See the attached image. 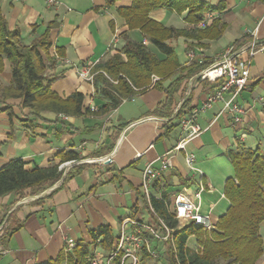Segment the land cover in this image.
<instances>
[{
    "label": "crops",
    "instance_id": "1",
    "mask_svg": "<svg viewBox=\"0 0 264 264\" xmlns=\"http://www.w3.org/2000/svg\"><path fill=\"white\" fill-rule=\"evenodd\" d=\"M54 1L56 4L51 5L46 0H0V11L8 30L20 34L19 43L23 47L32 45L48 30L49 55L55 65L47 75L56 76L50 88L61 98L79 93L84 97L83 108L91 111L107 104L102 94L106 86L93 69L121 51L128 40L143 44L149 52L163 58L150 39L138 30H129L119 14L118 10L131 7L130 0H118L108 7V0ZM199 1L214 9L208 13L224 30L219 38H201L212 21L205 28L191 26L188 35L167 41L174 48L180 66L195 69L170 102L164 91L153 88L157 78L145 92L125 100L105 115L76 118L46 113L40 116L42 119H33L28 116L30 111L21 107L20 100L0 98V110L10 107L13 113L10 118L0 112V169L19 160L26 163L27 169L59 167L68 162L61 161V155L66 153L77 155L76 161L80 162L62 171L60 180L40 193L27 191L21 197L11 194L0 198V237L8 227L21 226L4 244L0 243V264L55 261L61 253L68 254L64 251L65 236L76 244L89 246L90 264L93 256H101L104 264L114 251L122 222L157 223L151 201L141 190L142 172L148 164L157 167V159L164 156L171 166L151 185L150 192L163 198L170 214L175 195L182 194L194 201L200 185L204 187L201 211L209 214L214 223L226 213L229 202L223 189L226 180L232 177L228 152L259 150L264 154V0ZM187 14L162 7L152 10L149 18L166 28L183 31L187 27ZM252 43L256 44V54L250 59L248 84L237 99L245 111L241 123L233 125L222 104L216 103L211 110L199 114L196 124L201 133L185 144V152L194 155V167L203 174L200 178L187 167L185 152L174 151L182 139L183 118L215 89L207 82L196 83V76L229 47ZM57 51L63 54V61H57ZM190 53L194 55L192 60ZM79 67L91 68L92 81L78 77ZM10 72L5 61L0 73V93L10 85ZM175 78L166 80L161 87L165 90ZM26 120L31 121L32 128L23 126ZM104 159L110 161L103 162ZM174 186L179 190L169 194L168 188ZM223 200L226 208L215 217L212 213ZM102 227L111 231V249L102 245V238L93 242L90 237V231ZM133 230L126 227L128 234ZM259 235L263 254L256 264H264V222ZM170 242L151 241L158 258L143 254L139 264L164 262ZM197 248L196 244L194 250Z\"/></svg>",
    "mask_w": 264,
    "mask_h": 264
},
{
    "label": "trees",
    "instance_id": "2",
    "mask_svg": "<svg viewBox=\"0 0 264 264\" xmlns=\"http://www.w3.org/2000/svg\"><path fill=\"white\" fill-rule=\"evenodd\" d=\"M118 0H108L106 6H112ZM129 9L118 10L125 19L129 30H138L149 38L159 55L149 52L141 43L126 41L121 51L115 52L105 63L95 66L97 73L106 89L102 94L108 103L98 111L83 108L84 97L74 93L67 98H61L50 88L56 76L47 75V71L55 65L50 57L51 47L48 30L32 45L23 47L19 43L20 34L9 31L7 23L0 11V73L4 62L10 65V85L1 89L0 98L3 101L20 100L22 108L30 111L29 117L42 119L40 116L52 113L65 117H85L88 115H105L117 109L125 100L145 92L154 82L153 88L167 94L171 101L180 88L195 72L193 67H181L175 50L167 44L171 38L188 35L191 26H196L205 13L213 12L207 4L199 0H130ZM168 7L176 13L187 11L185 21L187 27L183 31L166 28L149 18L152 10ZM224 28L218 20L206 27L201 38L216 39ZM59 58L63 57L57 51ZM176 76L175 80L165 90L162 84ZM187 102L178 111L182 112ZM196 107L189 110V113ZM5 112L12 118L10 107ZM25 128H32L29 120L23 121ZM232 177L227 179L223 194L229 202L226 213L215 223L211 232L204 231L193 224L175 231L170 244H167L165 260L153 264H256L263 254V242L259 228L264 222V154L259 150L228 152ZM78 156L73 153L61 155V161H76ZM62 177L57 166L46 169H27L26 163L14 161L0 169V198L7 195L23 196L25 192L40 193L53 186ZM154 212L174 230L177 221L167 211L164 201L151 199ZM21 226L8 227L0 237L4 244ZM93 242L102 238V245L111 249L112 234L108 227H102L89 232ZM194 237L198 246L189 250L186 245L189 238ZM88 245L77 243L68 253H61L55 261L47 264H90Z\"/></svg>",
    "mask_w": 264,
    "mask_h": 264
},
{
    "label": "built area",
    "instance_id": "3",
    "mask_svg": "<svg viewBox=\"0 0 264 264\" xmlns=\"http://www.w3.org/2000/svg\"><path fill=\"white\" fill-rule=\"evenodd\" d=\"M49 4H56L54 0H46ZM214 17L210 13L204 14L203 19L199 22L198 27L205 28L208 23L214 21ZM256 44L242 46L239 48L229 47L222 53L217 60L209 67L201 70L196 76L195 82H207L214 85L215 89L212 93L206 96V99L199 107L193 109L181 122L182 139L175 146L174 151H184L185 144L193 137L201 133V129L196 124L197 117L201 112L211 110L216 103L222 104V110L226 112L231 119L233 125L241 123L245 111L237 103L239 95L244 91L248 84L250 59L256 54ZM193 53L189 54V59L192 60ZM57 61L63 59L56 57ZM77 75L80 79L92 81L90 67H79ZM262 100H260L261 102ZM185 163L187 167L194 173H197L200 178L203 174L200 170L194 167V155L185 152ZM103 162L110 160L104 159ZM158 166L153 163L148 164L142 172L141 190L145 194L146 199L150 202L151 199L163 201L161 196H154L150 192V187L154 182L159 180L166 173L171 164L168 158L162 157L157 159ZM80 162L68 161L58 167L59 171L71 169ZM204 192V187L200 185L199 189L194 193V201L177 194L173 198V211L171 215L178 223V227L174 230L169 229L165 223L159 218L152 208V214L156 219L155 223H145L137 220H125L121 224L120 235L115 243L114 251L106 259L104 264H112L115 260L118 264H139L143 254L156 259L158 253L152 249L151 241H172L175 231L183 229L185 226L193 224L201 227L206 232H211L215 228L209 214L201 211V194ZM180 224V225H179ZM133 227L132 233L126 232V227ZM64 251L70 253L76 246V242L65 236ZM1 251V250H0ZM101 256H93L92 264H103Z\"/></svg>",
    "mask_w": 264,
    "mask_h": 264
},
{
    "label": "rangeland",
    "instance_id": "4",
    "mask_svg": "<svg viewBox=\"0 0 264 264\" xmlns=\"http://www.w3.org/2000/svg\"><path fill=\"white\" fill-rule=\"evenodd\" d=\"M179 189L176 188V186L174 187H170L168 188V193H173V192H176L178 191ZM226 208V201H221L218 205V207L216 208V210L214 211V213H212L215 217H218L219 215H221ZM220 213V214H219ZM213 220V219H212ZM156 221V219H155ZM186 247L189 249V250H194V248L196 247V242H195V239L194 238H190L187 242V245Z\"/></svg>",
    "mask_w": 264,
    "mask_h": 264
}]
</instances>
